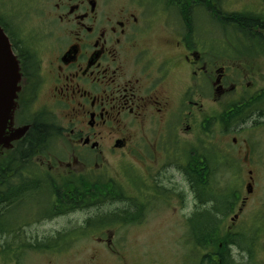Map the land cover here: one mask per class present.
Returning <instances> with one entry per match:
<instances>
[{"label": "flooded vegetation", "instance_id": "obj_1", "mask_svg": "<svg viewBox=\"0 0 264 264\" xmlns=\"http://www.w3.org/2000/svg\"><path fill=\"white\" fill-rule=\"evenodd\" d=\"M228 1L0 0V29L20 74L13 126L30 129L35 121L56 131L24 143L33 155L26 198L46 192L49 207L10 208L14 221H7V231L23 235L44 221L81 215V234L99 235L96 243L112 251L116 232L103 238L110 223L143 219L152 206L174 213L175 205L182 212L191 202L200 211L203 201L217 221L223 208L235 212L225 218L231 223L224 231L241 234L236 224L253 194L254 171H247L238 200L232 188L240 186V167L230 156L249 162L252 148L245 147L243 158L236 138L221 148L229 134L264 126V15L252 11L264 10V0L240 10ZM24 30L39 31L38 38L24 45L17 37ZM210 88L214 101H235L221 105L215 118L204 111ZM67 106V123L59 129L42 112ZM213 126L218 139L202 152V132L207 136ZM202 169L214 187L227 185L230 199L222 200V191L219 197L198 194L191 181ZM110 206L121 208L111 213ZM190 210L187 228L198 213ZM252 229L253 223L247 232ZM48 232L40 242L30 232L34 246L26 247L69 251L72 229Z\"/></svg>", "mask_w": 264, "mask_h": 264}, {"label": "rangeland", "instance_id": "obj_2", "mask_svg": "<svg viewBox=\"0 0 264 264\" xmlns=\"http://www.w3.org/2000/svg\"><path fill=\"white\" fill-rule=\"evenodd\" d=\"M249 2L254 7V0L228 1L233 10H240L244 5H250ZM252 11L257 16L264 15L263 9L253 8ZM38 34L39 31L37 30H24L18 31L17 37L26 45L30 44V37L34 36L38 38ZM33 51L38 54L35 49ZM42 52V49L39 50L40 55H42ZM257 61H263V59ZM263 75L264 73L261 74V76ZM211 91L213 92L212 88L206 93L203 105L207 116L215 118L221 105L226 106L235 101L234 97L232 99L231 96L214 101ZM42 112L48 115V118H46L47 122L53 124L58 129L67 123L68 106L49 108V110L42 108ZM216 138L218 139L215 126L210 128V133L207 136L202 132V152L213 150L211 146H213ZM232 138L237 139L238 146L242 149L241 158L245 154V147L249 146L252 148L249 162L239 160V156H230L236 162L235 166L240 167L239 174L236 175L240 186L236 185L232 188V190L239 194L238 200H241L245 196L248 170L254 171L255 181L253 184V194L250 196L245 210L243 209L241 220L236 224V230L241 233L239 236L241 238L246 237L243 246L249 247L250 253L241 251L237 247H232L227 252L233 260L231 264H264V126L245 128L238 134H229L222 145V152L229 147ZM222 174L223 177L221 176V178L224 184L227 181V177L224 172ZM111 176L116 177V173H111ZM213 180L215 181V177H213ZM226 186L214 187L213 182L209 181L206 189L210 194L219 197V191H222L221 195L226 194V190L228 189ZM36 195L32 192L31 197L25 202L29 210L38 211L39 208H48L49 199L47 193L44 192L39 197ZM226 198H231V195H228ZM120 208L110 206L106 210L115 213ZM236 208L234 211L238 210ZM150 209V211L144 214L143 219L137 217L134 221L122 222L120 225L113 222L110 223L112 230L107 229L103 238H106V236L111 237L116 232L115 236L110 239L112 251L105 248L106 243H96L99 235L95 239L93 236L87 237L81 234L80 224L83 221L81 215H72L68 218L52 221L50 224L44 221L37 231L35 229L38 228V225H36V228L32 226L29 229H24L25 234L23 235L14 234L13 231L6 230L7 233H0V264H202V256L205 252L202 249L200 252L195 250L190 237L187 235V232L190 233L191 231V226L188 223L187 228L185 222V216L190 213V209L198 212L199 206L191 207V202H189V206L181 212L178 206L175 205L174 213L165 211V209L160 212L157 209L161 208H154V206ZM200 211H202V207H200ZM181 214L184 215L182 216ZM231 214L229 212L226 217H230ZM5 217L3 226L7 228V221L12 223L14 220L9 210L5 214ZM224 220L219 223L220 228H222L221 234L223 235L225 233L224 228L231 223L228 218ZM223 222L224 225H222ZM252 223L253 229L247 232ZM20 225L18 224V226ZM64 228L72 229L74 236L69 245L71 248L68 252L65 249L42 251L26 247V244L34 246L33 238L30 237V232L33 230L40 236V242L50 234L49 230ZM249 238H253V240L249 242ZM249 244L250 246H247ZM205 250L209 251L210 249Z\"/></svg>", "mask_w": 264, "mask_h": 264}, {"label": "trees", "instance_id": "obj_3", "mask_svg": "<svg viewBox=\"0 0 264 264\" xmlns=\"http://www.w3.org/2000/svg\"><path fill=\"white\" fill-rule=\"evenodd\" d=\"M21 123L20 121L19 124ZM34 123L35 121L31 122V128L27 132L26 137L20 141V146L17 144L13 150H5L0 155V224L5 222V214L10 208L19 213L29 209L24 202L27 199L26 194L28 193V185H30L27 180L28 171L26 170H28L27 168L30 165H33L31 161L33 155L29 154L24 143L29 141L34 144L35 141L31 140L34 139V136L40 137L51 132V130L47 129L48 127H37ZM30 135L32 138L27 139ZM202 175L199 174V178H197L199 179L198 181H196L195 178L191 182L199 189L198 194L203 196L204 192H206L205 189L207 185L204 182V180L207 179H204V177L208 176V172H204L202 169ZM194 176L195 175H192L191 178ZM205 207L202 201V211H198L189 222L191 226V234L189 235V237H191L190 240L197 252H200L201 249L205 252L202 256V264H231L233 260L228 255V247L231 245H239V247H241L239 240L244 239V237H229L228 234H221L218 226L227 216V212L224 211L222 213V218L217 221L213 218L215 215L211 217L213 212L211 210H206ZM7 228L2 225L0 227V233H7ZM252 240L253 238H249L248 241L251 242ZM247 246H250V244ZM205 249L210 250L206 251Z\"/></svg>", "mask_w": 264, "mask_h": 264}, {"label": "water", "instance_id": "obj_4", "mask_svg": "<svg viewBox=\"0 0 264 264\" xmlns=\"http://www.w3.org/2000/svg\"><path fill=\"white\" fill-rule=\"evenodd\" d=\"M19 78L17 60L0 29V149H9L11 143L22 138L28 130L27 127L12 128ZM246 190L249 192L248 188Z\"/></svg>", "mask_w": 264, "mask_h": 264}, {"label": "bare ground", "instance_id": "obj_5", "mask_svg": "<svg viewBox=\"0 0 264 264\" xmlns=\"http://www.w3.org/2000/svg\"><path fill=\"white\" fill-rule=\"evenodd\" d=\"M202 193V192H201ZM198 204V203H197Z\"/></svg>", "mask_w": 264, "mask_h": 264}]
</instances>
